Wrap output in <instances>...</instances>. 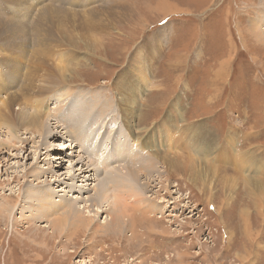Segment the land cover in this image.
<instances>
[{
	"label": "rangeland",
	"instance_id": "1",
	"mask_svg": "<svg viewBox=\"0 0 264 264\" xmlns=\"http://www.w3.org/2000/svg\"><path fill=\"white\" fill-rule=\"evenodd\" d=\"M64 1L0 0V106L13 89L23 108L31 104L26 98L35 102L45 98L39 93L22 94L21 86L30 83L31 61L38 57L39 73L31 75L36 80L45 76L52 91L44 94L48 97L42 112L58 114V120L50 118L52 127L65 128V103H72L82 91L87 97L81 98L83 105L93 97L103 103L105 116L94 119L97 126L90 127L96 135L89 138L100 155L103 145L117 148L127 136L138 141L145 155L174 160L188 154L183 151L198 149L197 139L207 134L209 153L206 157V148L195 160L205 162L216 176L209 180L179 176L167 165L170 160H162L172 174H161L154 181L169 178L171 195L165 198L177 203L168 204V212L147 206L142 211L136 204L130 209L134 224L130 221L124 229L96 235L82 228L68 241L65 235L71 236L73 229L53 234L44 227L48 219L59 221L66 213H35L37 206L31 213L22 209L26 193L69 183L65 176L82 155L91 162L89 151L74 149L76 142L55 139L47 157L43 137L36 144L29 131L22 129L17 133L20 137L5 138L0 130V264H264V33L260 36L257 29L254 36L251 28L263 23L258 20L264 17L262 0H161L187 10L164 18L156 10L159 0ZM100 13L103 33L86 29ZM117 13L120 18L112 19ZM62 57L69 69L61 72V79L58 68L67 67ZM177 58L183 59L179 67L173 66ZM15 64L21 66L18 71L12 68ZM217 74L220 79L214 81ZM60 84L69 88L65 97ZM124 91L128 97L123 100ZM52 95L58 96L51 99ZM57 106H62L58 112ZM71 136L75 138L77 132ZM56 154L64 158L50 161L59 184L51 178L37 181L28 174L23 179L31 168H47L45 160ZM241 154L250 155L246 175L260 183L247 185L240 166L225 161ZM155 164L151 175L161 166ZM116 165L132 166L127 160ZM100 168L102 175L106 169ZM210 173L206 175L213 176ZM10 206L15 207L13 213ZM105 216L111 213L99 217L98 226Z\"/></svg>",
	"mask_w": 264,
	"mask_h": 264
},
{
	"label": "bare ground",
	"instance_id": "2",
	"mask_svg": "<svg viewBox=\"0 0 264 264\" xmlns=\"http://www.w3.org/2000/svg\"><path fill=\"white\" fill-rule=\"evenodd\" d=\"M263 4H264V0H262V5ZM156 10L158 11L159 15L163 16V18L170 16L172 14L187 12V10L181 9L180 7L176 6V4H174V3H170L167 1H161V0L158 1V6H157ZM134 11H136V10H134ZM130 15H131V13H130ZM120 16H121V13H117V14H113V16L111 18L116 20V19H119ZM40 17L41 16H39V18ZM46 17H47V15H46ZM102 17H103L102 13H100L85 28L86 29L87 28L93 29L94 30L93 32H96V30H99V32H98L99 34L103 33L102 31L104 30V28L101 25L103 21L101 22V20H103L104 17L103 18ZM259 18L260 19H258V20L263 22V23H261V24L256 23V24L251 26V28H253L252 34L254 36L256 35L257 29H259V30L261 29V31H259L260 36L262 33H264V17L263 18L259 17ZM38 24H39V22H38ZM258 27H260V28H258ZM5 28L6 27H4V29ZM251 28H250V31H251ZM36 29H37V27H36ZM10 32L11 31H9V33ZM37 35H38V33H37ZM160 37L162 39L163 35H160ZM42 39H44V38H42ZM261 43L264 44V41H261ZM229 56H231V55H229ZM43 58L46 59L47 57H43ZM37 59H38V57H34L33 61H31V66H29V70H28L29 72L27 74L28 81H30V83H27V84L25 83V85L21 86L22 94L24 91H26L27 94L39 93L40 95H42L45 98L40 99L37 102H35L34 100H29L26 98L25 101L27 103L31 102V104H28V108L30 110H32V111H30L27 107L23 108V106L20 104V101H18L19 99H17V96H16L17 94H15L14 89H13V94L10 93L9 95L8 94L5 95V97H7V98L6 99L3 98L4 99L3 104L0 106V112H4V114L0 113V130L5 131V132L3 131V134H4L3 137L6 138L10 135H13V138L14 137L16 138L17 136H19L17 133L20 132L22 129L27 131V132L29 131L30 134L34 135L32 142H34L36 144L39 143L38 138L41 139V137H43L42 143H44L43 145H45V147H46V150H47L46 153L47 154L46 153L45 154L47 155V157H50V154H48V153L50 151H52L51 146L49 144L51 141L54 142L55 139L56 140L61 139V141L65 140L66 142H71V143L76 142V144L74 145V149H76L77 147L78 148L80 147L81 149L83 148L84 151L88 150L90 153V157H91V158L89 157V159H90L89 161L92 162V163L86 162V159L83 160L84 155H82L83 157L81 156L82 157L81 160L80 159H78L77 161L75 160L76 164H77L75 167H73V168L69 167L70 170L68 172V176L67 175L65 176V178H67L69 181V183L67 182L68 184L66 183L65 186H64V184L60 185V186H58L57 189H51L50 187H48L45 190H38V191H34V192L28 193V194L26 193L27 198H25L26 204L23 206L24 207L22 209L23 212L30 211V213H31L36 209V206H37V210L35 213H47V214L48 213H54V215H56L55 213H66L65 214L66 216H64V218L59 220V221H57V220L49 221V219H48V221L46 222V225L44 227L51 230L53 234H55L58 231L69 232L71 229H73L74 232L71 234V236H67V234L65 235V238L68 241H70V239H73V236L75 235V233L79 232L82 228H86L87 230L90 231V234L93 233L95 235L98 233L99 234L100 233L105 234L108 232L110 233L111 230L116 231L118 229H124L125 226L128 225L127 223L131 221L130 209H135L136 204H140L139 209H141L142 211H147L145 209L147 206L148 209L153 208L152 210H154L155 212L159 210V207H160L161 213L163 212L162 209H167V212H168V209L170 207V206L168 207V204L173 205V204L177 203V201L170 202V200H167L165 198L166 194L171 195L170 188H168V185H167L169 183L168 182L169 178L168 179H165V178L162 179L163 176H161L160 179L154 181L155 179L160 177L161 174H165V173L172 174L171 172H166L167 171L166 169H168V166H166V164L162 160H167L166 162H168V160H170L171 163H167V165H169L170 169L176 171L179 174V176L181 174H184V175L186 174L185 176H189V178H190V176H192V178H197V177L202 176L203 180H205L206 178H208V180L213 179V177L216 176L211 171L210 167H208V168L206 167L207 165L205 162L201 161V159L195 160L196 157L197 158L202 157V155H203L202 153L204 152V150L206 148L207 149L204 153L205 156L209 153L208 143L204 142L205 139H207V136L197 139L196 143L197 144L200 143L198 149H196L195 151L190 150L191 152L190 151L189 152L183 151L182 153H188V154L185 157H178L177 156V157H175L174 160H173V158L169 159L168 157L161 156V155H158V156L157 155H154V156L145 155L142 149L139 150V147H138L139 144H137L138 141L137 142L129 141L127 139V136H126V140H125L127 142L124 144H121V145L117 144V148H116V145L114 147L112 144L103 145L101 147L102 155H100V149H99L98 145L91 147L90 146L91 140H89V138L96 135L95 134L96 130H92V128H91L92 126L94 128H96V126H97V124L94 125L95 124L94 119L96 120V118H100V116H101V118L103 116H105L103 103L101 100H99V102H98V100L96 98L91 97L92 99L91 100L89 99L90 101H89L88 105H83L81 98L83 97V99L86 100L87 97L83 95L82 91L77 93V96L75 98H73L72 103H69V101H68V103L62 102V104L63 103L68 104L67 108H65L68 110L66 113V120H65V123L63 122L64 123L63 126L65 128H62L60 124L58 126L52 127L53 124H51L49 122V121H51L50 118L52 117V120H53V118L56 120L58 118V114L54 113L53 115H50V113H51L50 109H49L50 111H47V112H49L48 114H47V112L46 113L44 112L42 114L44 101L48 97L46 95L44 96V94L50 92V87L46 86L47 82L45 80V76H43V78L41 77L40 79L36 80V79H32V75H31L33 72L39 73L40 63L36 62ZM39 59H41V58H39ZM45 59H43V60H45ZM65 59L63 57L61 59V60H63L64 64H65ZM5 60L10 61L11 59H10V57H6ZM61 60H59V61L56 60V61L60 62V64H61ZM181 60H183V59L177 58L175 61H181ZM41 63H42V61H41ZM70 63H71V61H70ZM226 63H228V62L226 61ZM17 64H15L14 67H12V68H14L13 69L14 71H18L21 67V66H18ZM65 66H67V67H65ZM65 66H64L66 68V69L64 68L65 71L58 68L60 71L61 79L64 78V75H61L62 74L61 72H67V70L69 69L68 65L65 64ZM41 69L43 70L44 68H41ZM53 73H54V71H53ZM33 75L35 76V74H33ZM37 75H39V74H36V76ZM40 76H41V73H40ZM218 76H219V74H217V78L214 81L220 79ZM65 80H66V78H65ZM20 82H21V79H20ZM39 82L40 83L42 82V84H39ZM58 82H60V81H58ZM130 85L132 86L131 80L128 82V87ZM59 87H62V85L61 84L58 85V89H59ZM2 89H3V87H2ZM68 89L69 88H67V87H62V90H63L62 96L65 97V95H68ZM61 93L59 95H61ZM73 93H75V92H72L70 95H72ZM130 95H133V94H130ZM55 96H58V95H55ZM55 96L52 95L51 99H54ZM121 96H122V99L124 100V98L126 99L128 97V93H126L124 91V94H122ZM64 97L63 98L61 97V99H64ZM59 99H60V97H59ZM92 102H95L96 104L92 105ZM65 104H63V105H65ZM18 105H19V107H18L19 109H17V110H19V112H18V115H15L14 109H15V106H18ZM55 108H56V112H58L59 110L57 111V109H61L62 106H57ZM96 108H97V110H95ZM46 109H45V111H46ZM90 125H91V127H90ZM117 129H118V127L115 130H117ZM74 130L77 132V136L75 138L71 136L72 134H74ZM112 132H114V130L110 132L111 136H112ZM66 137L69 139H66ZM31 139H32V137H31ZM185 139H186V137H185ZM37 140H38V142H36ZM184 143H186V142H184ZM182 145H183V142H182ZM67 146H68V144H67ZM192 146H194V145H192ZM68 147H70V145ZM185 147H186V145H185ZM182 149H184V148L181 147V150ZM185 150H186V148H185ZM193 153H195V154H193ZM137 155H140L141 158H137ZM241 155H236L235 158L231 157L232 155L228 156L227 158H225V161H232L233 165L235 164V165L240 166L239 169L241 170L242 176H245L243 178H244V181L247 183V185L250 182H255L256 184L258 182L260 183L259 180H256V179L253 180L251 178L248 179V174L246 175L245 171L247 170L246 167L248 165V156H250V155H244V154H241ZM215 157H216V155H215ZM176 158H178V159H176ZM179 158H184V159H179ZM60 159H64L61 154H56V156L54 158L51 157L50 159H46L45 161H48L47 162V165H48L47 168H39V167L31 168V170H29L25 174H23V179L28 174L29 177H32L37 181L44 180V182H48V179L51 178L54 181V184H59L61 181L56 176L55 167L50 164V161H55V160L58 161ZM138 159H139V162L137 163ZM124 160H127L129 165L132 164V166H125V165L123 166L122 164H124ZM222 161L224 162V159H222ZM156 162L161 163V166L158 167V169H157L158 171L154 175H151V173L156 170V164H155ZM208 162H209V163H207L208 165H210L212 163V161H210V159L208 160ZM253 162H255V161L253 160ZM115 163L120 164L122 166H118V165L114 166ZM112 164H114V165H112ZM164 164H165V166H164ZM230 164H231V162H230ZM110 165L113 166V169L111 170L113 172L108 173V169H109V167H111ZM200 165H203V167L201 166V168H200ZM101 166H104V168L106 169V172L104 171L102 175H101L102 168H100ZM259 166L262 167V169H263V166L261 164H259ZM180 167H181V170H180ZM69 168H67V169H69ZM239 169H237L238 173H240ZM207 172L208 173L212 172L213 176H207L206 175ZM148 174H149V176H148ZM95 175H96V177H95ZM29 177H27V178H29ZM228 178L226 177L223 179L226 181ZM232 179H235V178H232ZM224 180H223V182H224ZM78 183H79V186H78ZM155 183H157L158 186H156ZM93 184H95V185L93 186ZM72 186H75V187H72ZM87 186H90V187L88 188ZM159 186H161V189L157 190L156 188H158ZM162 189H164V190H162ZM73 191H74V193H72ZM162 192H165V194H161ZM127 196H129V197H127ZM58 197L60 199L56 201V198H58ZM6 200H9V198ZM164 203H165V205H164ZM160 204L163 206H161ZM10 207L12 209L11 213H13L15 207H12V206H10ZM0 208H3V206H0ZM6 208L7 207L5 206V210H8ZM137 209H138V205H137ZM170 212L174 213L176 211L174 210V208H171ZM105 213H111V217L105 216L106 218L101 222V224L99 223L100 226H98V224L96 223V220H99V217H102V215L103 214L105 215ZM22 216H25V213H23ZM37 220L40 221L41 218L37 217ZM131 222H132V224H134L133 221H131Z\"/></svg>",
	"mask_w": 264,
	"mask_h": 264
},
{
	"label": "crops",
	"instance_id": "3",
	"mask_svg": "<svg viewBox=\"0 0 264 264\" xmlns=\"http://www.w3.org/2000/svg\"><path fill=\"white\" fill-rule=\"evenodd\" d=\"M178 63V64H177ZM182 63V60L181 61H175V63H173V66L176 65L175 67H179L178 65H180ZM172 65V64H171ZM216 78V77H215ZM181 97V96H180ZM192 98V96H191ZM193 99V98H192ZM192 105V104H191ZM192 109V108H191ZM207 136V134L205 135H202V138ZM200 138H201V134H200ZM249 178V177H248Z\"/></svg>",
	"mask_w": 264,
	"mask_h": 264
}]
</instances>
